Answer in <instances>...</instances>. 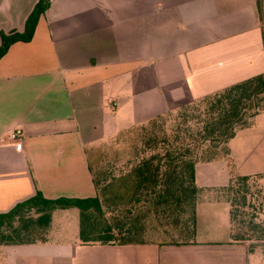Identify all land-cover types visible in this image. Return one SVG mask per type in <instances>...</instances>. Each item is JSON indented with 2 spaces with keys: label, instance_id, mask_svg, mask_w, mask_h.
Returning a JSON list of instances; mask_svg holds the SVG:
<instances>
[{
  "label": "crops",
  "instance_id": "1",
  "mask_svg": "<svg viewBox=\"0 0 264 264\" xmlns=\"http://www.w3.org/2000/svg\"><path fill=\"white\" fill-rule=\"evenodd\" d=\"M38 1L0 0V33L23 32ZM263 74L257 0H52L0 60V214L37 192L96 198L90 152L107 138ZM229 148L196 165L192 242L83 244L80 210L59 209L44 241L0 244V264H250L221 191L235 175L264 186V112Z\"/></svg>",
  "mask_w": 264,
  "mask_h": 264
},
{
  "label": "trees",
  "instance_id": "2",
  "mask_svg": "<svg viewBox=\"0 0 264 264\" xmlns=\"http://www.w3.org/2000/svg\"><path fill=\"white\" fill-rule=\"evenodd\" d=\"M52 0H39L28 17L23 32L0 33V60L9 48L17 42H31L41 16L51 6ZM257 0L262 18V3ZM263 20V18H262ZM182 109V110H181ZM176 119L173 137L165 133L164 124L167 114L151 119L142 127L148 137L146 146L155 151L142 157L130 173L134 180L132 199L135 203H148L154 213L165 219L173 218L177 226L183 225V233L189 242L196 236L197 204L201 189L196 184V165L210 163L220 158L229 159L230 141L242 130L251 126L252 120L264 112V74L228 87L216 94L182 106ZM163 130L164 136L158 134ZM94 175V174H93ZM95 185L98 196L90 199L48 200L41 192L18 204L6 214H0V230L11 226L16 238L5 236L0 243L30 244L44 241L33 239L29 230L38 228L47 231L51 224L52 213L59 209L78 208L80 210L79 237L83 244L127 245L141 244L142 240L126 237L124 225L112 226L104 217L105 210L99 196L97 180ZM254 178L233 176L227 193L230 204L232 240L239 243L255 242L251 234H258L257 241L264 242V223L260 216L263 212L264 186L258 189L255 198L252 189ZM35 212L38 217L29 219L24 225L26 215ZM19 222L20 226L14 227ZM181 245V244H177ZM253 250L250 249V252Z\"/></svg>",
  "mask_w": 264,
  "mask_h": 264
},
{
  "label": "rangeland",
  "instance_id": "3",
  "mask_svg": "<svg viewBox=\"0 0 264 264\" xmlns=\"http://www.w3.org/2000/svg\"><path fill=\"white\" fill-rule=\"evenodd\" d=\"M262 18L264 27V2L262 3ZM175 110L165 116V123L160 122V124H164L163 130L170 138L173 137L176 119L182 109ZM142 127L131 129L118 137H109L99 148L90 152L94 178L100 183L99 196L105 210L104 217L112 226L122 227L121 225H124L126 237H134L144 243L188 244L190 243L188 238L183 235L185 231L183 225L177 226L173 218L165 219L158 216L154 210L148 207V203L139 204L132 199L134 180L131 179L130 173L133 167L142 157L149 156L155 151L161 152L163 147V144H160L158 150H150L146 146L148 137L143 133ZM163 130L158 131L161 139L164 136ZM261 186L262 184L254 179L252 192L256 199H258L257 193ZM221 192V196L227 200V193ZM65 215L68 216V220H71L69 213ZM37 217L38 215L34 211L28 213L24 225H27L29 219ZM18 226L20 223H15L14 227ZM46 233L34 227L29 230V234L36 240L44 238ZM251 235L255 242L249 243L250 249L253 250L250 264H264V242H256V239L259 238L258 234ZM5 236L16 238L11 226L0 230V241L5 240Z\"/></svg>",
  "mask_w": 264,
  "mask_h": 264
},
{
  "label": "built area",
  "instance_id": "4",
  "mask_svg": "<svg viewBox=\"0 0 264 264\" xmlns=\"http://www.w3.org/2000/svg\"><path fill=\"white\" fill-rule=\"evenodd\" d=\"M21 136H22V132L18 130L12 133L11 138L13 140H18L19 138H21Z\"/></svg>",
  "mask_w": 264,
  "mask_h": 264
}]
</instances>
